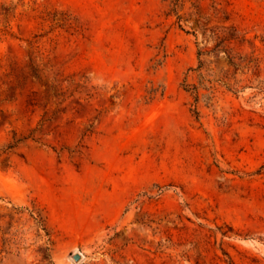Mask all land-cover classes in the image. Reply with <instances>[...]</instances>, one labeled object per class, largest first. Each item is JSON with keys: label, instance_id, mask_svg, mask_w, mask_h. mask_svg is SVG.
<instances>
[{"label": "rangeland", "instance_id": "1", "mask_svg": "<svg viewBox=\"0 0 264 264\" xmlns=\"http://www.w3.org/2000/svg\"><path fill=\"white\" fill-rule=\"evenodd\" d=\"M0 264H264V0H0Z\"/></svg>", "mask_w": 264, "mask_h": 264}, {"label": "trees", "instance_id": "2", "mask_svg": "<svg viewBox=\"0 0 264 264\" xmlns=\"http://www.w3.org/2000/svg\"><path fill=\"white\" fill-rule=\"evenodd\" d=\"M197 54H198V56H201V54H202V53H201L200 51H198V53H197ZM201 63H202V62H201Z\"/></svg>", "mask_w": 264, "mask_h": 264}, {"label": "water", "instance_id": "3", "mask_svg": "<svg viewBox=\"0 0 264 264\" xmlns=\"http://www.w3.org/2000/svg\"><path fill=\"white\" fill-rule=\"evenodd\" d=\"M78 257V254L77 255H74V259H76Z\"/></svg>", "mask_w": 264, "mask_h": 264}]
</instances>
